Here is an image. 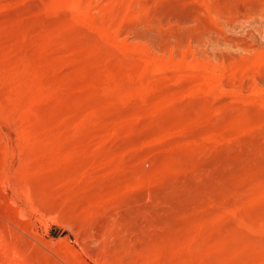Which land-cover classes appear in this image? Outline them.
<instances>
[{"label":"rangeland","instance_id":"rangeland-1","mask_svg":"<svg viewBox=\"0 0 264 264\" xmlns=\"http://www.w3.org/2000/svg\"><path fill=\"white\" fill-rule=\"evenodd\" d=\"M0 264H264V0H0Z\"/></svg>","mask_w":264,"mask_h":264}]
</instances>
